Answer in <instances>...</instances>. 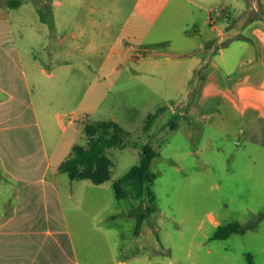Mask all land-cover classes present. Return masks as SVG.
<instances>
[{"label":"rangeland","instance_id":"374dc122","mask_svg":"<svg viewBox=\"0 0 264 264\" xmlns=\"http://www.w3.org/2000/svg\"><path fill=\"white\" fill-rule=\"evenodd\" d=\"M9 1L12 30L0 32L13 33L26 97L5 155L23 175L49 163L82 264H264V0ZM111 119L129 131L108 150L111 179L71 180L59 164L87 142L88 122ZM145 143L158 152L157 210L135 234L151 203L117 199L114 181ZM6 182L3 209L15 198ZM233 221L244 231L213 237Z\"/></svg>","mask_w":264,"mask_h":264},{"label":"crops","instance_id":"0c3cea01","mask_svg":"<svg viewBox=\"0 0 264 264\" xmlns=\"http://www.w3.org/2000/svg\"><path fill=\"white\" fill-rule=\"evenodd\" d=\"M10 22L0 15V24ZM11 24L9 30H12ZM6 34L0 32V60L8 55L12 56L13 63H9L8 69L0 63V173H3L0 183L6 180L14 189L15 198L9 200L5 209L0 208V264H82L74 246L60 179L46 175L49 163L41 175H23L10 156L5 155L7 147L11 151V139L9 141L6 132L14 126L13 117L24 114V111L14 113V103H21L26 97L21 91L23 82L14 83V54L19 51L13 33ZM228 34L223 33V36ZM17 62L19 60L15 64L25 77L23 66ZM33 111L37 118L36 110ZM46 158H49L47 154ZM68 195L75 194L69 191ZM118 264H126V261L120 260Z\"/></svg>","mask_w":264,"mask_h":264},{"label":"trees","instance_id":"16d2710c","mask_svg":"<svg viewBox=\"0 0 264 264\" xmlns=\"http://www.w3.org/2000/svg\"><path fill=\"white\" fill-rule=\"evenodd\" d=\"M11 5H18L16 0L9 1ZM42 18H45L42 15ZM154 121V115L148 117L146 128ZM87 142L85 144L76 143L72 151L59 165V170L66 172L70 178L76 180L88 179L96 184H101L112 176L113 160L108 155V150L116 146H124L126 135L129 134L116 120H96L88 122L85 126ZM158 152L149 143L143 145L142 159L139 164L130 168L121 178L114 181V189L117 199L134 198L145 202L146 212L138 213V223L134 229L135 234H139L142 224L150 214L157 210L153 203L156 202V195L152 185L156 179V174L151 169V162ZM244 231L239 221H233L226 225H220L215 232V238H227L233 232Z\"/></svg>","mask_w":264,"mask_h":264}]
</instances>
